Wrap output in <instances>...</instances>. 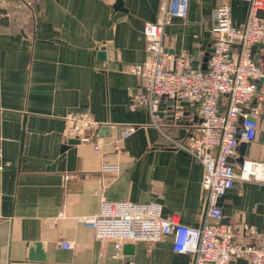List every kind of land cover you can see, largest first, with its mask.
<instances>
[{
  "label": "crops",
  "instance_id": "obj_1",
  "mask_svg": "<svg viewBox=\"0 0 264 264\" xmlns=\"http://www.w3.org/2000/svg\"><path fill=\"white\" fill-rule=\"evenodd\" d=\"M162 1L124 0L121 11L117 0H0V264H192L174 251L172 236L129 243L131 251L125 244L118 254L82 222L103 200L158 203L164 218L176 215L191 227L205 222L204 166L171 141L195 132L197 105L163 99L169 114L160 127L146 109L129 108L142 90L129 67L147 60L144 25L158 21ZM224 4L233 25L244 27L248 2L190 0L188 17L166 31L167 52L186 51L192 67L205 70L214 11ZM253 56L264 74V44ZM227 103L223 98L222 109ZM254 107L256 138L230 159L238 173L242 160L264 157V76L246 113ZM73 114L110 130L63 150L65 119ZM129 126L135 131L122 137ZM220 206L239 243L264 247V183L239 179Z\"/></svg>",
  "mask_w": 264,
  "mask_h": 264
},
{
  "label": "built area",
  "instance_id": "obj_2",
  "mask_svg": "<svg viewBox=\"0 0 264 264\" xmlns=\"http://www.w3.org/2000/svg\"><path fill=\"white\" fill-rule=\"evenodd\" d=\"M244 1L250 4V10L242 28L233 25L229 5L214 11L213 53L205 70L194 69L186 51L170 55L165 46L167 29L175 20L188 17L190 0H163L158 21L144 25L147 60L129 67V72L142 81V90L131 98L129 108L146 109L160 127L169 114V110H161L163 99L177 107L182 102L197 105L200 123L195 132L171 141L203 164L207 211L204 224L191 227L176 215L164 218L158 203L103 200L99 212L82 222L103 245L113 242L118 254L125 244L156 243L172 236L174 251L190 255L192 264H230L239 259L264 264V247L239 243L232 227L222 223L220 206V199L239 179L264 183V157L261 161H244L239 173L230 161L241 142L250 143L256 138L260 113L254 107L247 114L246 108L257 97L258 82L264 76L253 56V47L264 44V19L260 17L264 0ZM223 98L228 101L225 109L221 107ZM172 114L179 115L175 111ZM65 121L66 143L70 140L90 143L103 126L91 117L75 114ZM134 131L132 126L123 127L121 135L128 137ZM95 149H100L99 144ZM62 247L70 249L72 244L66 241Z\"/></svg>",
  "mask_w": 264,
  "mask_h": 264
},
{
  "label": "water",
  "instance_id": "obj_3",
  "mask_svg": "<svg viewBox=\"0 0 264 264\" xmlns=\"http://www.w3.org/2000/svg\"><path fill=\"white\" fill-rule=\"evenodd\" d=\"M116 7H117L119 10H121V11H127V10L124 8V0H117V2H116ZM211 53H213V49L209 51V53H208V55H207L206 62H208V60H209V56H210ZM99 57H100L101 59L105 60V58H106V53H105V51L100 52ZM172 104H174V103H172ZM172 106H173V105H172ZM105 130H106V131H109V130H110V127H102V128H101V134H102V132L105 131ZM79 143H80L79 140H70V141H69V142L63 147V150H66L67 147H68L69 145H74V144H79ZM241 148H242V149L245 148V143H242V144H241ZM242 163H243V160H242ZM133 247H134V246H133L132 244H127V245H125L124 249L131 251V250H133Z\"/></svg>",
  "mask_w": 264,
  "mask_h": 264
}]
</instances>
